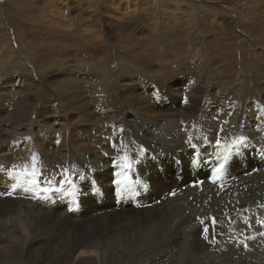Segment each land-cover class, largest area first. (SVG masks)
Instances as JSON below:
<instances>
[{"label":"rangeland","instance_id":"374dc122","mask_svg":"<svg viewBox=\"0 0 264 264\" xmlns=\"http://www.w3.org/2000/svg\"><path fill=\"white\" fill-rule=\"evenodd\" d=\"M12 1L0 0V42L9 31L16 48L12 53L20 52L18 61L6 60L9 54L0 44V186H8L0 189V264H77V254L61 258L65 237L55 246L54 223L66 225L63 221L77 218L83 227L88 215L81 195L86 199L92 194L95 205H101L103 174L111 169L130 172L125 165L140 160L142 152L157 143L150 145V140L166 131L173 135L155 152L179 156L193 145L201 148L203 159L192 172L206 180L217 177L219 163L230 155L238 156L255 146L264 150V0H98L93 8L89 5L93 0H52V7L48 0H25L34 11L24 0ZM241 13L246 17H240ZM192 17H196L195 34L201 39L193 36ZM89 24L100 37L88 36L84 28ZM27 41L32 43L30 52ZM96 58L106 61L116 89L114 77L120 62L131 66L124 83L131 91V102H125L116 89L111 93L102 90L106 82L94 87L99 82L94 76L100 74L92 66ZM11 63L17 71H9ZM5 76L8 84L2 86ZM166 82L178 86L167 90L164 87L170 84ZM15 95L20 97L17 104ZM171 99L176 113L170 106L172 115L157 120L165 116ZM193 100L194 111L189 108ZM74 102L90 112L79 113L72 108ZM232 105L233 113L227 114ZM20 124L24 128L14 129ZM152 124L156 126L151 133ZM245 124L252 132L245 131ZM72 131L77 137L78 132L84 134L89 142H76ZM58 140L65 142L58 146ZM33 172L35 176L30 175ZM63 177L71 184L60 183ZM34 178L37 185L32 184ZM45 187L52 190L43 193ZM234 190L239 201L226 197V204L235 206L233 213L226 219L222 213L223 218L219 215L217 219L224 229L219 244L207 255H198L207 264H220L217 251L220 255L232 252L229 245L235 236L249 235L256 228L248 220H239L244 211L254 216L260 209L255 215L264 223V175L254 173ZM258 196L263 199L250 202ZM125 205L130 203L122 202ZM98 207L93 217L102 212ZM114 210V214L120 212ZM146 237L143 247L131 242L127 254L117 260L109 258L107 264H177L181 260L163 228L152 226ZM263 245L260 240L249 249V243L237 244L239 250L247 249L242 258L231 259L232 264H264ZM224 258L225 254L223 262Z\"/></svg>","mask_w":264,"mask_h":264},{"label":"bare ground","instance_id":"6f19581e","mask_svg":"<svg viewBox=\"0 0 264 264\" xmlns=\"http://www.w3.org/2000/svg\"><path fill=\"white\" fill-rule=\"evenodd\" d=\"M60 1H63V0H60ZM96 1L98 0H93V3L89 4L91 6L90 8H93L94 2ZM12 2H14V0ZM47 2H48L47 5L52 7V0L50 1L48 0ZM25 3L28 4L29 10L34 11V7H32V5L29 4L30 2L29 3L25 2ZM191 5H189L190 9L192 7ZM193 10L191 9L190 13H192L194 16ZM91 11L95 13V9H92ZM208 13H210L211 15H214V13L212 12H208ZM239 16L242 18L246 17V15L242 13ZM195 19L196 17L192 19V32H194L193 36L198 39H201L199 34L198 35L195 34L197 31L195 29L197 20ZM87 20H90V19H87ZM81 21L85 22L86 19L84 20L83 18L81 19ZM87 23H89V21ZM84 25L86 24H83L82 26ZM88 27L94 28V25L89 24V26H86V28H84L85 30L89 32L88 36L89 34L92 33V36L96 38L97 36L100 37V35L96 34L95 32L97 30L94 31V29L92 28L89 29ZM4 34L6 35L3 38L4 42L2 43L0 42V44L2 48L1 50H3V47H5L6 49L5 53L9 54V57H7L6 60H8V58L13 57L14 60L17 59L16 61H18L20 57V54H19L20 52L19 53L14 52V54L12 53L14 50H16V48H14V42L11 38L12 36L9 35L10 32L7 31ZM95 34L97 36H95ZM80 42H83V41L81 40ZM31 44L32 43L28 41L26 43L27 45L26 49H28V52L32 51L33 49ZM198 49L200 48L198 47ZM28 56L31 57L33 55H30L29 53ZM163 59L164 58H162V60L160 61H165ZM14 64L13 63L10 64V67H11L9 68L10 72L11 70L17 71V68ZM92 66L98 67L97 69L94 70L95 72H98L100 70L99 72L100 74H96L94 76L95 79L99 81L97 83H94V87L98 89L96 85H99V84L102 85L103 82H106L102 86V90L109 91V93H111L112 90H115L116 88L115 86H113L110 80L109 68L106 64V61H104L103 59L96 58L95 62H92ZM129 67L131 66H129L128 64L125 66V62H120L119 71L117 75L114 77V80L116 81V87H117L115 91L122 93L120 94V96H122L124 101L127 103L133 100L129 96L131 94L130 89H128V87L124 84L129 76L128 73H126L129 71V69H131ZM54 68H57V67H54ZM58 69L61 70L60 68ZM26 73H29L28 70H26ZM38 74H41V72H39ZM56 75H57V72H56ZM56 75H55V78L57 77ZM8 77L6 76L4 77L6 81L3 80V83H1L2 86H5V84H8L7 82ZM23 77L24 76H20V79H22ZM167 84H170V83H167ZM175 85L177 84H170L168 87H164V88H166L167 90H170V88ZM19 98L20 97L18 95L17 96L15 95V99H17L16 104L19 102ZM112 101L113 99L111 98V101L109 103H111ZM75 103L76 102L72 103V108L75 109L76 111H79V113L80 112L82 113L90 112L87 109H83L82 107L83 105L80 106V105H76ZM113 103H115V101ZM169 103L170 105L167 106L165 110V116L158 118L157 120L162 121L163 119L167 118L166 117L167 115H172L170 106L173 109L172 112L176 113L173 108V99L169 100ZM190 104H191V107L189 108H191V110L194 111L196 107L195 101L193 100V102H191ZM18 106L19 107L21 106L20 103ZM236 111H238L237 107H236ZM232 113H233V105L227 109V114H232ZM184 116L186 117L187 114H185ZM203 116L208 118V114L206 112ZM169 117L171 118L172 116H169ZM154 126H156V124L150 125L149 132L151 131L152 133V128ZM246 126L247 127L244 128L245 131L252 132V129H250L248 125ZM17 127H22V125L21 124L16 125L14 126V129H16ZM74 133L75 131H72V136L74 140H76V142L82 143V144L89 142L86 139L88 137L84 136V134L80 135V133L78 132V137H77ZM115 134L116 133H114V135ZM165 134L164 135L161 134L162 136L158 135L157 137L152 138L150 140L149 142L150 145L152 143L157 142L155 143L156 145L148 148L147 151L142 152L141 159L137 160L133 165H131L132 167H130V172L129 171L116 172L111 169L108 171V173L103 174L106 177V178L104 177L103 186H105L107 189L104 187L103 189L104 194L100 195L99 197L101 198L100 200L102 201L101 205H97V204L95 205L97 201L93 200V198H95L94 195L88 194V197L86 199L84 195H81L80 203L84 207L85 214L88 215L85 217L86 222L83 225V227H80V223H79L80 220L77 218H74V219H77L76 221H74V219H71V222L63 221L66 225H63L60 222L54 223L55 225V241H54L55 246L57 244H62L61 239L63 237L66 238V239L64 238V244H63L64 251L61 254V256L63 255L61 258L70 259L75 254H77L78 256L77 264H87L91 261H95L96 264H107L108 263L107 260L109 258H113L114 260H117V259H121L125 254H127V248L129 247L131 242L132 243L138 242V245L143 247L144 242L147 239V237L145 238V234L147 232H151L152 226H156L158 228L164 229L166 236L168 238H171L172 245L173 247L176 248V252L178 254H181L182 256L180 258L181 260L180 261L177 260L178 261L177 264H207L203 262L202 260H199L198 255L200 253L207 255V252L208 251L210 252V248L214 247L217 243L219 244L218 241L220 240V235H223L224 229L221 228L220 221L219 222L217 221L218 216L224 213L225 219H226V218H229L230 214L233 213V210H232L233 205L229 203L226 204V197L231 196L232 201H239L238 199H236L238 194L234 190L235 187H237L238 189V184L243 180L247 181V179H251L252 174L254 173H261L264 175V150H259L258 147L256 148L255 146V147H252L251 149L248 148L241 154H237L238 156L230 155L228 158H226V162L219 163L222 165L221 166L218 165L219 166L218 168L220 170L217 172V177L213 178L212 176H210L209 180H206L204 175L197 176V175H194L192 172V169L198 163V162H193L194 152L196 154V157L199 158V160L203 159V155L200 153L201 148L195 147L194 149L191 147L190 149H187L183 155H179V156H177L176 153L155 152V148L165 147L163 146L165 145V138H168V136L171 133L167 134V131H166ZM62 137H65V136H62ZM64 142L65 140H58L55 143L59 146ZM251 143L253 144L255 142H251ZM250 146H253V145H250ZM215 148L219 150L220 146L215 147ZM198 151L199 153H197ZM115 180H120L121 183L115 184L114 183ZM108 184L111 185L110 188ZM3 186L8 187L7 185L1 184L0 186L1 190H3ZM113 189L115 190L114 194H113ZM112 196H114L115 200L111 198ZM118 196L120 197V199H118ZM255 198L261 199L262 197L261 196L251 197L250 202H254L252 200ZM122 202L124 204L129 202L130 205L122 206ZM257 203L258 201L255 204ZM257 205H255V207H257ZM107 206L109 207L107 208ZM228 206H229L228 210L224 209L225 207H228ZM96 207L101 208V210L100 209L98 210L102 212H97L98 216L93 217ZM110 208H113L111 213L104 211ZM115 208L117 209L116 211H120V212H116V214H114ZM263 209L264 208H262L261 210L264 211ZM246 211L242 213V215L240 216L242 218L239 220L240 221L243 219L245 221L248 220L250 221L249 223L250 226L252 227L253 225V227H256L257 229L253 228V232L252 231L249 232V235L240 233L242 231L239 232L240 234H237L236 236L234 235L236 238L235 239L232 238L234 242H232V244L229 245L232 248V252L230 251L222 252V255H220L221 254L220 250L217 251L216 258L218 257L220 258V262H219L220 264H232L231 259L236 260L237 258H242L243 254L241 253L244 252L247 248L239 250L237 244L241 245L243 243L245 245V243H249V246H248V249H249L252 245L255 244L256 240H260L261 243H264V226H262L264 225V223L263 222L259 223L255 215V214H258L257 212H260V209L252 213L254 214V216L249 215L250 212H246ZM74 212L76 213L79 212V209L77 206H74ZM131 226H137V228L139 229L142 228V230L137 232V230L135 229L133 230V228L130 229ZM205 228L208 229V231H204L203 229ZM255 232H256L255 235H257L258 237L254 236ZM67 233L69 235H67ZM98 233H100L101 236L98 235ZM233 233H236V232L234 231ZM260 233H263V234L259 235ZM223 241L226 242L227 238L225 237ZM91 245H93L92 248H90ZM101 254H102V258H101ZM224 254L226 255V258H224L225 262H223V259H222V256ZM237 254H241V255L236 256ZM58 262H61V261L59 260Z\"/></svg>","mask_w":264,"mask_h":264},{"label":"snow or ice","instance_id":"6c2138e0","mask_svg":"<svg viewBox=\"0 0 264 264\" xmlns=\"http://www.w3.org/2000/svg\"><path fill=\"white\" fill-rule=\"evenodd\" d=\"M191 139V138H190ZM217 144H219V141H217ZM193 148L195 149V145H193ZM193 162H199V158L198 157H196V154H195V152H194V160H193ZM125 167H131V164H126L125 165ZM220 169L218 168L217 169V171H219ZM30 175H33V176H35L36 174H35V172H33V173H31ZM46 183H48V184H51L52 183V181L51 180H48V181H45ZM60 183H69V184H71V180L70 179H68L67 177H63L61 180H60ZM114 183L115 184H120L121 183V181L120 180H115L114 181ZM32 184L33 185H37L38 184V182H37V180L34 178L33 180H32ZM52 189L51 188H49V187H45V188H43V189H41V191L43 192V193H48L49 191H51ZM57 190H59V189H57ZM203 223V222H202ZM262 226H264V225H262ZM204 231H208V229H203Z\"/></svg>","mask_w":264,"mask_h":264},{"label":"crops","instance_id":"0c3cea01","mask_svg":"<svg viewBox=\"0 0 264 264\" xmlns=\"http://www.w3.org/2000/svg\"><path fill=\"white\" fill-rule=\"evenodd\" d=\"M50 14H52V13H50Z\"/></svg>","mask_w":264,"mask_h":264}]
</instances>
